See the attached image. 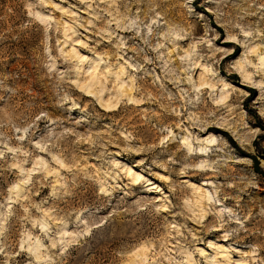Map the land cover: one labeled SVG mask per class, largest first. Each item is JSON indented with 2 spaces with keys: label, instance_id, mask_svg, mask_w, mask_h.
I'll list each match as a JSON object with an SVG mask.
<instances>
[{
  "label": "rangeland",
  "instance_id": "374dc122",
  "mask_svg": "<svg viewBox=\"0 0 264 264\" xmlns=\"http://www.w3.org/2000/svg\"><path fill=\"white\" fill-rule=\"evenodd\" d=\"M143 254L264 264V0H0V264Z\"/></svg>",
  "mask_w": 264,
  "mask_h": 264
},
{
  "label": "bare ground",
  "instance_id": "6f19581e",
  "mask_svg": "<svg viewBox=\"0 0 264 264\" xmlns=\"http://www.w3.org/2000/svg\"><path fill=\"white\" fill-rule=\"evenodd\" d=\"M78 55V54H77ZM80 56V55H79ZM81 58L80 59H82L83 60V58H82V56H80ZM91 77V76H90ZM100 83V82H99ZM95 84H98V81L95 83ZM227 84V83H226ZM93 85H94V83H93ZM91 87H93V86H90V88ZM89 88V89H90ZM104 89H105V87H104ZM104 89H101V91L100 92H102L103 93V90ZM132 90H133V88H131V90H130V95L128 96V101H130V102H132V103H134L135 105H142V101H140V100H136V97H138V95H140V94H136L135 92L133 93V94H131L132 93ZM89 94H91V92H88V95ZM123 96V92L121 93V94H119L118 96H117V98H116V100H115V102H113V103H111V104H108V100L107 101H105V100H100V104H101V106H102V109L107 113V114H112L113 112H114V110H112V109H114V108H117V105L119 104V100H121V99H119V98H121ZM219 100L220 101H222V100H224V97L223 96H220L219 97ZM223 102V101H222ZM209 130V129H208ZM200 155V154H199ZM199 155H197V156H199ZM202 155V154H201ZM126 171H127V174L128 175H132V173H134V171H133V169H132V167L131 166H126ZM127 175V176H128ZM218 229H220V228H216V229H214V230H218ZM219 231V230H218ZM208 246H211V247H213L214 249H216V250H219V251H221V253H222V251H225L226 250V247L223 245V244H221V243H214V242H212V241H208ZM218 253V252H217ZM220 255V254H219ZM146 260H147V258H146V256L143 254V256L141 257V264H144L145 262H146Z\"/></svg>",
  "mask_w": 264,
  "mask_h": 264
}]
</instances>
